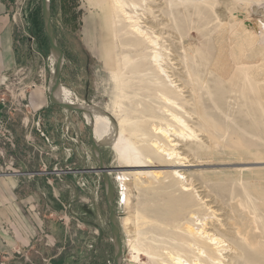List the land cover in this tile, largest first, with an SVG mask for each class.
<instances>
[{
    "label": "rangeland",
    "instance_id": "1",
    "mask_svg": "<svg viewBox=\"0 0 264 264\" xmlns=\"http://www.w3.org/2000/svg\"><path fill=\"white\" fill-rule=\"evenodd\" d=\"M93 1L49 0L50 17L64 56L61 86L72 101L105 111L123 130L116 146L99 144L106 165L125 168L108 175L122 264H161L175 251L189 260L182 252L189 242L186 227L210 224L226 242L221 259L209 251L221 264L228 256L240 264H264V0H122L157 38L156 52L173 59L174 71L181 73V78L175 73L184 88L179 116L194 132L185 139L155 134L158 127H180L160 122L163 115L152 117L151 108L161 109L146 90L149 84L133 81L142 87L128 91L131 82L120 86L111 79L118 63L140 61L155 50L145 45L135 51L112 0ZM8 11L16 67L0 87L6 104L0 116V173H29L15 177V192L20 203L23 196L27 200L26 215L36 231L24 248L0 249V264H115L105 184L100 173L88 171L97 164L84 119L48 100L51 61L41 0H8ZM115 24L123 28L120 36ZM184 111L188 115L182 116ZM154 144L166 152L157 153ZM171 150L179 158L170 160ZM173 169L187 177L184 185L190 183L186 197L179 192L181 183L168 176ZM133 244L153 255H139Z\"/></svg>",
    "mask_w": 264,
    "mask_h": 264
},
{
    "label": "bare ground",
    "instance_id": "2",
    "mask_svg": "<svg viewBox=\"0 0 264 264\" xmlns=\"http://www.w3.org/2000/svg\"><path fill=\"white\" fill-rule=\"evenodd\" d=\"M112 3H113V6L115 8L114 10L116 11V13H118L122 17H124L122 19H124V21H126V27H128V29H129V31L127 33L130 34L129 35L130 36L129 42H133L132 46L134 47V50L136 51L137 49H140L143 46L145 47V45H146V46H149L152 49H154L155 52L153 53V51H152V55H150V56L146 55V54H148V53H146L145 54L146 56L145 55L144 56H145V58L146 57H148V58L145 59V58H143L144 57L143 56L142 59L140 60V61H142L143 59L145 60V62L143 60V64H141L140 61H135L134 58H133V60L129 59V61H127L126 63H123V64L118 63L117 64L118 73L112 75L113 78H111V79H114L116 84L119 83L120 86L124 85L125 83L131 82L133 85L128 84V86H127L128 91H130V88L135 89V86H138V88H140L141 85L140 86L135 85V83H133V81H135L138 84L139 83L143 84V86H145V87L147 86L146 84H149V86H148L149 89L146 88V90L149 92V94L150 93L154 94L155 100H152V101H154V102H156V100L159 101L157 104H160L159 107L161 109V113H159L156 110V108H154V107L151 108L150 111H152V117H153V114H154V116L159 115L160 117H162V115H163L164 118H162V119L159 118L160 122H164V123H166V122L172 123L173 122V123H176V125H178L180 127L178 129H174V128L170 129L169 128L170 130H168V128H166V126L164 128L158 127L154 130L155 134L161 135L164 138H169L170 136L173 135V137L177 136L178 138L181 137V138L185 139V137L192 136L194 134V132L192 131L193 128L192 129L189 128V126L183 120L184 119L183 115H186L187 113H185V111H184V113H182L183 117L179 116L180 113L182 112V109H183L182 104L179 105V103H182V101L184 100L183 99L184 94H182V93H184L183 92L184 88L183 89L181 88V86H180L181 82L178 84L179 81L175 78L176 71H174V69H176L177 67L173 68V66L176 63L175 64L172 63L173 59L167 58L165 60L160 52H156V47H157V41L156 40H157V38L151 37L153 32L150 33L149 31H147L151 34L149 36V34L145 31V29L143 30L142 26L140 25V22H139L140 18L136 17V16L135 17L132 16L130 14V12L127 11L126 7L128 5L126 6V4H128V3H125L122 0H112ZM117 22L119 24L120 19H117ZM88 29H90V28H88ZM121 29H123V28H120L116 24L114 25V30L117 32V36H120V32L122 31ZM135 51L131 52V53H133V55H134ZM168 56H170V55H168ZM49 58H50L49 60L51 61V71H50V80L49 81L51 82L52 77L55 74L56 60H55L54 56H51V55ZM183 70H184V68H183ZM177 71H179V70H177ZM178 74H181V73H178ZM182 76H184V75H182ZM186 80H184V81L186 82ZM50 82H49V84H50ZM186 83H188V81ZM49 84L47 87L48 92L50 90ZM115 86H116V88H118L117 85H115ZM123 90H125V89H123ZM135 90L137 91V88ZM136 91H133V92H135V94H136L137 93ZM138 91L140 92V89H138ZM119 92H122V91H119ZM133 92H130V93H133ZM139 92H138V94H139ZM119 95H120V93L118 94V96ZM123 95H124V93H123ZM57 96H58V101L63 103V104L70 105V106H73V105H79L80 106V108L83 111L82 117H83L84 121H86L87 124L91 123V125L93 127L94 137H95V140L98 144H100L102 142H106L109 144L110 147L114 146V145L116 146V143H117L116 140L119 138V136L122 135L123 130L119 131V128L116 129V127L113 125L111 119L107 116L105 111L99 110V109H97V108H95V107H93V106H91V105H89L83 101H79L76 97H75L76 99L74 98L75 101H72L70 99V92L67 89L63 88L61 85L57 89ZM121 96L122 95L119 96L120 99L122 98ZM124 96L126 97L127 95H124ZM140 96H141V92H140ZM186 98H187V96H186ZM196 100H197V98H196ZM187 102H189V101H187ZM183 103H185V102H183ZM153 118H156V117H153ZM129 123H127V125ZM171 123H167V124H171ZM125 126L126 125H124V127ZM170 126H172V125H167V127H170ZM129 127H131L130 124H129ZM125 129H126V127H125ZM170 138H172V137H170ZM153 147L156 149V150L155 149L154 150L157 151V153H159L161 155H162V153L166 152L165 149L158 146L157 144H154ZM131 148H132L131 151L130 150H128V151H130L132 153V151L134 150L133 149L134 147H131ZM133 152L137 153V151H133ZM133 155H135V154H132V158L130 156L129 157L131 158L130 160H133V162H134L135 161L134 158H136L138 156V153H137L136 157ZM121 156H123V155H121ZM167 156L170 157V160H174L173 157L179 158L180 155L179 154L177 155L176 152H174V150H171ZM124 158H125V156H124ZM179 160H184V159L181 158ZM130 162H132V161H130ZM189 166H192V165L191 164H187V165H185V164L179 165L178 164L175 167L176 168L177 167L185 168V167H189ZM173 167H174V165H173ZM169 172L170 173L168 176L172 180L174 179V180L178 181V183H181V185L179 186V192L182 193V196L186 197L187 196L186 194L191 191L190 183H188L187 185L183 184L185 181L189 182L187 177H185L183 173H180L179 171H177L175 169L170 170ZM155 174L160 175L162 173L159 171H156ZM205 226H207V224H205ZM217 229L218 228H216V226L214 224H210V226L207 228L202 227L201 229H196V230L193 227H191L190 225H188L186 227L184 233H185L186 239L189 242L185 243L184 250L182 252H184V254L187 253V257L189 256V260L183 259V257L181 256L182 253L180 254L181 251L180 252L172 251L174 253H167V256H166L167 261H163L161 264H221V260H219V258L220 257L222 258V256L225 255L224 251L226 249L224 247H226V245H225L226 242L218 235ZM131 246H132L133 250L136 253H138L139 255L145 256V257H148V256L151 257L150 254H152V253H150L148 247L144 246L145 247L144 249H139L134 244ZM210 250L212 251V253L215 256H219V258H215L214 256L209 255ZM222 252H224V253H222ZM188 253H189V255H188ZM226 256H225V258H226ZM185 257H186V255H185ZM228 257H229V259L226 262V264H240L236 260V258L234 259L235 256L234 257L228 256ZM215 262H217V263H215Z\"/></svg>",
    "mask_w": 264,
    "mask_h": 264
},
{
    "label": "crops",
    "instance_id": "3",
    "mask_svg": "<svg viewBox=\"0 0 264 264\" xmlns=\"http://www.w3.org/2000/svg\"><path fill=\"white\" fill-rule=\"evenodd\" d=\"M85 1L89 5L96 4L93 0ZM99 2H97L98 6L100 5ZM101 12L103 14L102 18L106 19L107 13ZM89 36H92V34L89 33ZM15 67L16 50L13 26L8 11V0H0V87L7 82L9 74ZM2 93H4L3 88H0V94ZM33 104L37 105L36 99ZM5 111L6 104L1 102L0 96V116ZM15 177L5 176L0 173V221H4L7 225L2 227V223H0V246H8L6 249L0 248L2 251H10V246H16V249L17 246L21 245L24 248L31 242L36 231V227L33 226L30 217L26 215L27 203L25 201L27 200H25L24 196L22 203H20V199L18 200L15 190L19 181ZM5 228L7 229L6 233L3 232Z\"/></svg>",
    "mask_w": 264,
    "mask_h": 264
},
{
    "label": "water",
    "instance_id": "4",
    "mask_svg": "<svg viewBox=\"0 0 264 264\" xmlns=\"http://www.w3.org/2000/svg\"><path fill=\"white\" fill-rule=\"evenodd\" d=\"M41 7H42V20H43L44 30L48 38L49 53L51 56H54L56 60L55 74L53 75L52 80L49 84L50 90L48 92V100L50 104L54 106L62 108L65 111L74 112L77 115L83 116L82 115L83 111L79 105L70 106V105H66L58 101L57 89L61 85L60 78H61V74H62V70L64 66V56L62 54V51L58 47L55 33L53 30V26L51 24L49 0H41ZM83 125H84L85 130L87 131L91 150H92L95 162L97 164L95 168H91L88 171L98 172L102 175V178L105 184V197H106L107 208H108V218H109L110 227H111L112 245H113V260L115 264H122L123 262L122 242H121L119 231H118V221H117V216H116L115 207H114V191H113L112 183L108 175L111 172L120 171L121 169H125V168H122L121 166H115V167L108 166L104 163V160L102 158V155L99 149V144L96 142L95 137H94L93 127L91 123L87 124L86 121H84ZM54 171L56 170L53 169L51 172H54ZM82 171H87V170L82 169L80 172ZM2 175L18 176V175H29V173L28 172H21L19 174L2 173ZM98 231H99L98 240L100 241L102 230L98 229Z\"/></svg>",
    "mask_w": 264,
    "mask_h": 264
},
{
    "label": "built area",
    "instance_id": "5",
    "mask_svg": "<svg viewBox=\"0 0 264 264\" xmlns=\"http://www.w3.org/2000/svg\"><path fill=\"white\" fill-rule=\"evenodd\" d=\"M1 102L4 104V99L3 98H1Z\"/></svg>",
    "mask_w": 264,
    "mask_h": 264
},
{
    "label": "trees",
    "instance_id": "6",
    "mask_svg": "<svg viewBox=\"0 0 264 264\" xmlns=\"http://www.w3.org/2000/svg\"><path fill=\"white\" fill-rule=\"evenodd\" d=\"M41 23L43 24V21H41ZM44 28V27H43Z\"/></svg>",
    "mask_w": 264,
    "mask_h": 264
}]
</instances>
